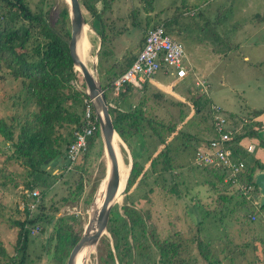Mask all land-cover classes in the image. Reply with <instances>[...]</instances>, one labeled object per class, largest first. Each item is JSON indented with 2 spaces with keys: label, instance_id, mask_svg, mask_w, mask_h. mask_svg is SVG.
Segmentation results:
<instances>
[{
  "label": "rangeland",
  "instance_id": "374dc122",
  "mask_svg": "<svg viewBox=\"0 0 264 264\" xmlns=\"http://www.w3.org/2000/svg\"><path fill=\"white\" fill-rule=\"evenodd\" d=\"M25 1L32 9L41 6L46 21L60 32V9L66 0ZM93 1L101 12L103 41L95 30L101 28L100 23L82 5L81 8L90 26L93 59L88 63L91 68L95 63L96 70L92 71L101 87L110 83L135 53L144 29L161 22L165 31L181 42L184 53L194 58L193 70L198 78L207 82L205 94L194 84L190 73L175 81L169 71L158 69L147 79L148 85L130 94V106H120L127 109L143 104L151 124L144 123L141 132L119 146L123 162L129 165L134 155L142 169L128 188L117 193L108 216L124 217L125 205L136 209L156 238L174 236L182 244L184 264H264V205H252L235 185L224 182L214 169L200 167L194 159L197 142L211 134L206 131L210 124L206 96L227 109L263 108L264 25L254 15H262L264 0ZM190 7L195 8L192 11ZM191 38L198 40L196 47H189ZM71 82L73 88L80 89L81 73L76 71ZM24 90L21 79L12 77L0 64V117L7 118L34 105L25 101ZM111 90V86L105 89L107 102L112 99ZM197 95L201 101L205 98V105L198 107L192 101ZM80 104L75 105L71 98L62 102L66 109L76 111ZM246 114L242 116L250 115ZM72 127L71 122L63 123L58 131L64 133ZM11 150V144L0 134V167L4 171L0 174V244L9 256L0 254V264H18L22 256V264H65L67 255L61 256L59 263L53 256L54 230L67 219V223L80 228V234L94 212V189L105 174L99 132L79 156L82 164L76 172H60L61 157L44 164L46 170L53 167L50 172L55 177L43 189L25 184L29 178L27 168L16 159L7 158ZM248 155L243 152L241 156L245 169L254 163ZM165 158L170 161L166 163ZM32 189L38 191L37 208L27 195ZM35 210L36 214L42 212L36 220L41 228H27V244L22 253L16 248L17 227L11 220L28 217V211L32 214ZM134 231L139 237L138 245L130 250L131 260L124 258L123 264H159L148 231L141 232L138 226ZM195 236L200 238L206 259L193 243ZM128 238L131 240L130 234ZM109 249L115 254L105 225L84 264H122L115 256L111 260Z\"/></svg>",
  "mask_w": 264,
  "mask_h": 264
},
{
  "label": "trees",
  "instance_id": "16d2710c",
  "mask_svg": "<svg viewBox=\"0 0 264 264\" xmlns=\"http://www.w3.org/2000/svg\"><path fill=\"white\" fill-rule=\"evenodd\" d=\"M78 1L80 6L82 5L98 20V24L100 23V29H95L94 24H91V27L96 30L101 41H103L104 33L102 29L104 25L100 17L101 12L97 9L95 1ZM254 17H257L256 19L259 21H263L264 11L262 15L256 13ZM60 24L61 30L59 32L46 21L41 6L32 9L25 0H0V64L6 68V71L12 77L21 79L22 86L25 89V101L34 104L18 114L10 115L7 118L0 117V134L12 146L11 153L7 155V158L16 159L27 168L29 178L25 184L30 188L38 186L43 189L52 182L51 178L55 177V173L50 172L53 167H50L49 170L44 169L43 166L46 162L61 157L60 160L63 161V164L65 163L66 146L72 139L73 130L78 128L81 122L83 107L81 99L88 97L84 91L83 82L80 83V89L73 88L71 82V79L75 78L77 70L75 71L73 67L66 42L69 36L66 3L60 9ZM141 41L139 44H141ZM134 54L126 59L117 74L131 62ZM109 87L110 83L108 82L102 84L104 94L105 89ZM65 98H71L75 105L81 102L79 111L66 109L62 105ZM200 98L197 95L192 101L199 107L205 105L207 100V115L210 117L209 103L211 102H209L207 96L205 97L206 100L202 98L203 101ZM108 110L114 129L126 143L134 134L141 132L144 123L151 124V118L144 113L143 104H136L125 110H121L114 104L113 106L109 105ZM260 110L253 109L251 114L255 115ZM67 122L73 124L72 129H68L64 133L58 131L62 124ZM257 128L258 122L251 119L249 122L240 125L237 132L234 133V139L245 137L251 140L255 136ZM95 137H98V128L89 137L85 150L92 144ZM168 160V158H165L166 163H168ZM81 162L73 163L69 169H65L62 164L60 172H76L77 167L81 166ZM254 162L258 163V161ZM258 165L264 167V164L258 163ZM54 166L61 169L57 164ZM253 168L252 166L245 169V180L251 181ZM141 169L142 165L132 155L124 189L133 183L140 174ZM0 174H4L1 167ZM38 202L39 199L35 204L36 208ZM37 212L36 214L35 210L34 214L32 213L33 215L30 213L27 215L28 217L25 216L23 219L11 220V223L17 227L15 245L17 250L22 253L27 244L28 229L25 225L38 223L36 220L42 217V212ZM124 214L125 216L121 218L109 215L106 220V229L110 233L115 249V254L109 249L112 261L114 256L122 264L124 258L128 262L131 260L130 250L138 245L139 237L134 231V227L138 226L141 232L148 231L150 234L151 242L158 253L159 264H184L185 258L181 255L182 244L174 236L156 238L152 230H147L145 217L130 206H124ZM66 220H64V225L60 222L61 224L54 230L53 256L58 260V263L61 256L68 254L80 229L67 223ZM128 234H130L131 240L128 238ZM193 243L200 255L206 259V253L201 248L200 238L195 236ZM0 254L9 257L1 244ZM22 260L23 256L18 260V264H22Z\"/></svg>",
  "mask_w": 264,
  "mask_h": 264
},
{
  "label": "built area",
  "instance_id": "2783aa9c",
  "mask_svg": "<svg viewBox=\"0 0 264 264\" xmlns=\"http://www.w3.org/2000/svg\"><path fill=\"white\" fill-rule=\"evenodd\" d=\"M184 64L181 42L165 31L162 22L153 23L144 29L141 44L135 51L133 59L112 78L110 86L115 91L125 84L141 89L143 82L158 69L174 72L175 76L182 77L187 71ZM206 83L204 78L194 80V84L200 86V90L205 94ZM82 102L81 122L78 128L73 130L72 139L65 149V169L71 168L73 163L78 161L87 147L89 137L98 128V118L90 98L83 97ZM108 104L114 105L111 101ZM209 109L211 134L197 142L194 159L200 167L217 171L224 182L235 185L237 192L255 206L253 194L257 191V187L252 179L251 181L244 179L245 163L240 153V149L247 152L253 151L255 144L250 139L244 140L245 137L234 139V133L240 125L249 122L253 117L239 115L237 121L233 122L219 105L209 103ZM29 192L27 195L34 205L38 200V191L32 189ZM31 212L28 211V215ZM251 218L254 216L251 215ZM25 226L31 231H36L40 227L38 223Z\"/></svg>",
  "mask_w": 264,
  "mask_h": 264
},
{
  "label": "water",
  "instance_id": "95a60500",
  "mask_svg": "<svg viewBox=\"0 0 264 264\" xmlns=\"http://www.w3.org/2000/svg\"><path fill=\"white\" fill-rule=\"evenodd\" d=\"M66 4L69 20V36L66 40L68 51L72 59L73 67L75 68V66H77L80 70L84 83V91L90 98L93 110L97 115L98 132L103 142L104 151H106L105 153L109 158L108 173L110 181L112 183V191L107 201L98 210H96L93 215L88 216L87 221L84 224L80 234L77 235L75 242L73 243L72 247L70 248L67 254L65 264H75V258L79 250L82 247H90V241L94 237V235L93 237L91 235L92 228L101 222H103V226L105 227L111 204L112 202L116 201L114 200V197L118 193V189L120 186V177L118 171V162L114 155L112 142L113 140H115V135L119 137V139L121 138L113 127L111 116L108 110L109 104L106 100V96L100 83L98 82L96 76H94L90 71H88L84 61H82L81 59L80 51L78 49V39L82 35L83 26L88 24L85 22V17L82 12L80 3L78 0H66ZM92 69H94L93 71L96 70L94 62L92 63ZM121 141L123 140L121 139ZM130 164L131 159H129L126 177L129 172ZM252 180L254 181L257 187V191L253 194L255 204L257 207H261L262 205H264V168L256 169L253 172ZM124 186L125 182L123 187L121 188V191H123Z\"/></svg>",
  "mask_w": 264,
  "mask_h": 264
},
{
  "label": "crops",
  "instance_id": "0c3cea01",
  "mask_svg": "<svg viewBox=\"0 0 264 264\" xmlns=\"http://www.w3.org/2000/svg\"><path fill=\"white\" fill-rule=\"evenodd\" d=\"M190 8H192L191 10L193 11V9L195 7H190ZM261 23H262V25H264V20ZM174 30L176 31V35L178 36V34H180V31L177 28V24L174 27ZM175 39H177V38H175ZM190 41L191 42L189 44V47H191V48L196 47L195 45L197 44L198 40L191 38ZM245 58H247V57H245ZM184 59H185L184 66L186 67V70H187L186 74L190 73L191 77L193 78V82H194L195 78H198V76L195 74V72L193 70V68H194V58L191 57V56H188L187 53H184ZM169 73L175 78L174 79L175 81L182 79L186 75L185 74L182 77H177V76L174 75V72H169ZM201 78H203V77H201ZM146 81H147V79L143 82L144 87H145V84L148 85V82H146ZM185 85H186V83L184 84V86ZM135 91H140V89H135V88H133V87H131L129 85H126V84L121 86V87H119V89H117L116 91L112 89L111 90V94H112L111 101L115 105H117V107L120 108L121 110H125L124 108H121L120 106H123V107L126 106V105L130 106V104H131L130 101L131 100H129V97H131L130 94H133ZM207 98H208L209 102H211V100L209 99L208 96H207ZM211 103H214V102H211ZM214 104H217V103H214ZM217 105H219V104H217ZM129 106H128V108H130ZM219 106L222 109L224 108V111L229 115L230 119L233 122L237 121L239 115H244L245 113L252 115L253 119H255L258 122V128L256 129L255 136L251 139V141L254 142V144H255L253 151L247 152V151H244L243 149H240V151L242 150L246 154H249L248 156H250V158H252L253 161H258V163L264 164V105L262 106L263 108H260L261 109L260 112L255 114V115L251 114V112H252L253 109H259V108H257L258 106L257 107L256 106H252L251 108L246 106V107H244L242 109H240L238 106H234V107L229 108V109H227L225 107H222L221 105H219ZM210 130H211V127H210V124H209V126L206 127V131L209 133ZM244 140L247 141L249 139L246 138ZM258 163L257 164L255 162L253 163V167L254 168H253V171H252V175H253V172L256 169L264 168V167L259 166Z\"/></svg>",
  "mask_w": 264,
  "mask_h": 264
},
{
  "label": "bare ground",
  "instance_id": "6f19581e",
  "mask_svg": "<svg viewBox=\"0 0 264 264\" xmlns=\"http://www.w3.org/2000/svg\"><path fill=\"white\" fill-rule=\"evenodd\" d=\"M89 28H90L89 25H84L83 26L82 35L78 39V49L80 51L81 59H82V61H84L88 71H90L94 75V73L92 71V68L90 67V65L88 63V62H90L93 59V56L91 55V51H90L91 43H90L89 37H88V29ZM75 70L80 72V70L78 68H76V66H75ZM122 142H121V139H119V137H117L116 135H115V140H113V142H112L114 155H115V157L117 159V162H118V171H119V177H120V180H119V182H120L119 185L120 186H119V189H118V194L119 193L121 194V188L124 185L125 178H126V173H127V169H128V165L123 162L122 157L120 155V151H119V146L121 144H123ZM105 152L106 151L103 150L105 174H104L103 180L100 182V184L97 187L96 192H95L96 204H95L94 212L96 210H98L107 201V199H108V197H109V195L111 194V191H112V183L110 181V177H109V173H108V160H109V158H108V156L106 155ZM116 196H117V194H116ZM116 196L114 197V200H115ZM91 205L92 204H90V206ZM104 230H105V227L103 226V222L98 223L97 225H95L92 228V234L91 235H92V237L94 235V237L90 241L91 248L90 247H82L79 250L78 254L76 255L75 264H84L85 263L86 252H89V249L92 250V247L96 243L99 235L102 232H104Z\"/></svg>",
  "mask_w": 264,
  "mask_h": 264
}]
</instances>
